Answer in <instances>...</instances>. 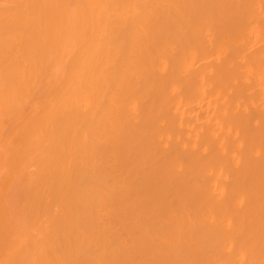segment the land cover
Returning a JSON list of instances; mask_svg holds the SVG:
<instances>
[{
  "label": "bare ground",
  "instance_id": "1",
  "mask_svg": "<svg viewBox=\"0 0 264 264\" xmlns=\"http://www.w3.org/2000/svg\"><path fill=\"white\" fill-rule=\"evenodd\" d=\"M0 264H264V0H0Z\"/></svg>",
  "mask_w": 264,
  "mask_h": 264
}]
</instances>
